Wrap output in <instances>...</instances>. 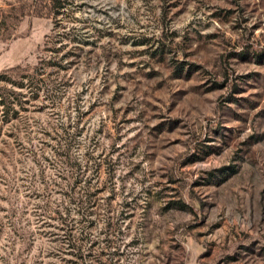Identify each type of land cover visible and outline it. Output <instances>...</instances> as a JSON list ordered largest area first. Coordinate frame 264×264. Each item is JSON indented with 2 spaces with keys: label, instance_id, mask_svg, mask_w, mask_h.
<instances>
[{
  "label": "rangeland",
  "instance_id": "rangeland-1",
  "mask_svg": "<svg viewBox=\"0 0 264 264\" xmlns=\"http://www.w3.org/2000/svg\"><path fill=\"white\" fill-rule=\"evenodd\" d=\"M43 5L0 0V70L56 61L0 116V264H264V0Z\"/></svg>",
  "mask_w": 264,
  "mask_h": 264
},
{
  "label": "trees",
  "instance_id": "trees-1",
  "mask_svg": "<svg viewBox=\"0 0 264 264\" xmlns=\"http://www.w3.org/2000/svg\"><path fill=\"white\" fill-rule=\"evenodd\" d=\"M64 1L65 0H43L44 8H46L48 10V13L52 15L55 20V23H58V15L61 12L60 10L65 6ZM36 12L38 13L42 11L40 10ZM55 37L56 39L54 40ZM62 39L68 40L69 42L74 40L72 39V37H70L69 32L62 31L58 32L55 36L53 35V39H51L50 41L52 43H55L56 40L61 41ZM45 43L48 44L47 41H45ZM63 44L64 43H61L59 44V46H45H47V49L49 48L51 51L54 52L58 51L59 48L63 46ZM38 58V61L32 65L17 63L15 65L7 66L0 70V82L10 84L9 87L0 85V116H8L9 109L13 108V106H15L16 104H21L22 100L24 102L32 100V98H34V96L38 94L37 92L40 88V71L44 69L46 64L50 62H52L51 64L56 63V61L53 60V57L46 58V55H40ZM12 86L27 90V93H29L28 96L24 99H21L20 92L16 93L13 88H11ZM84 195L86 194L84 193Z\"/></svg>",
  "mask_w": 264,
  "mask_h": 264
}]
</instances>
